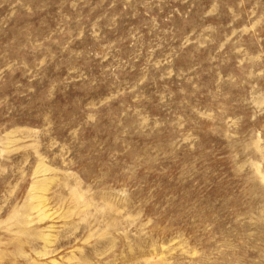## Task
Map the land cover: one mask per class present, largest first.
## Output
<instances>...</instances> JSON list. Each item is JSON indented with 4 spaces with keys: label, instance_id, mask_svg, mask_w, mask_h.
Instances as JSON below:
<instances>
[{
    "label": "rangeland",
    "instance_id": "obj_1",
    "mask_svg": "<svg viewBox=\"0 0 264 264\" xmlns=\"http://www.w3.org/2000/svg\"><path fill=\"white\" fill-rule=\"evenodd\" d=\"M0 264H264V0H0Z\"/></svg>",
    "mask_w": 264,
    "mask_h": 264
}]
</instances>
